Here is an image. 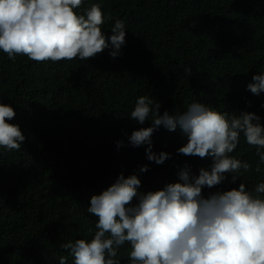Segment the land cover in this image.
Returning <instances> with one entry per match:
<instances>
[{"label": "trees", "instance_id": "16d2710c", "mask_svg": "<svg viewBox=\"0 0 264 264\" xmlns=\"http://www.w3.org/2000/svg\"><path fill=\"white\" fill-rule=\"evenodd\" d=\"M92 4L101 6L106 36L117 19L125 23L117 58L108 48L87 61L37 63L0 50V102L14 108L7 122L25 137L19 151L0 147V264H59L61 256L73 264L61 244L93 238L90 199L121 173L137 174L147 193L180 182L185 166L197 175L210 167L211 158L177 154L187 142L179 129L154 132L152 150L171 154L161 165L146 158L147 145L132 147L131 133L151 126L130 118L139 97L159 102L161 114L200 102L230 116L254 112L264 125V93L246 90L264 73V0H84L74 11ZM230 156L251 170L205 195L264 182V164L256 173L259 156L243 133ZM130 251L128 242L118 249L121 264H130Z\"/></svg>", "mask_w": 264, "mask_h": 264}, {"label": "clouds", "instance_id": "9594fccd", "mask_svg": "<svg viewBox=\"0 0 264 264\" xmlns=\"http://www.w3.org/2000/svg\"><path fill=\"white\" fill-rule=\"evenodd\" d=\"M84 0H0V50L15 61L17 55L37 63L79 59L87 61L111 48L113 59L126 44L125 23L117 19L106 36L99 4L78 14ZM190 73V68H185ZM247 91L264 93V73L252 76ZM160 103L149 96L137 99L130 118L151 126L134 130L128 137L132 147L147 145L146 158L163 164L171 154L152 150V136L161 126L169 132L180 130L187 142L177 149L184 156L211 158L209 168L198 175L185 166L177 183L162 189L139 192L137 174L121 173L115 183L93 195L87 212L98 218L93 238L61 244L74 258L73 264H121L118 249L130 243V264H264V182L254 190L244 183L238 189L210 191L231 176L235 183L251 165L230 156L240 142L241 133L256 147L259 163L264 164V125L254 112L230 116L200 102L189 104L182 113H160ZM264 107V105H262ZM16 113L10 104L0 102V147L21 148L25 140L12 120ZM123 141L117 142V148ZM140 166L139 172H147ZM136 201L133 203V201ZM91 232L92 230L89 229ZM59 264H67L61 256Z\"/></svg>", "mask_w": 264, "mask_h": 264}]
</instances>
